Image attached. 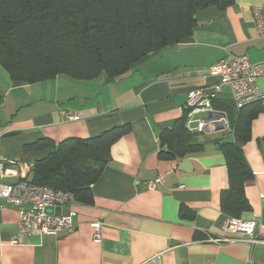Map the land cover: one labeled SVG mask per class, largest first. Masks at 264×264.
I'll return each instance as SVG.
<instances>
[{
	"label": "crops",
	"instance_id": "obj_1",
	"mask_svg": "<svg viewBox=\"0 0 264 264\" xmlns=\"http://www.w3.org/2000/svg\"><path fill=\"white\" fill-rule=\"evenodd\" d=\"M259 3L264 0H235L224 10H198L188 38L148 54L112 82L105 75L92 81L60 75L26 85L10 80L0 67V158L7 167L14 162L19 172L21 165L30 172L50 151L23 149L42 138L59 143L93 138L116 127L129 129L111 145L109 160L91 186L90 201L74 200L69 206L76 225L72 234L25 236L14 245L17 210L0 207V264H264V76L258 80L263 100L249 109L258 113L241 146L253 174L245 186L251 209L242 219L257 221L258 243L205 241L219 236L225 219L219 209V194L227 187L225 160L213 142L231 140L230 134L195 136L203 150L180 161L161 158L159 141L160 133L182 116L188 92L219 82L209 68L222 56L264 64V38L252 16ZM215 103L226 106L228 117L235 119L227 90ZM63 114L77 119L66 121ZM185 159L190 161L187 171H178ZM158 175L162 183L147 190L146 183ZM181 206L193 213L192 219L179 216ZM95 222L101 224L99 241L90 226Z\"/></svg>",
	"mask_w": 264,
	"mask_h": 264
},
{
	"label": "trees",
	"instance_id": "obj_2",
	"mask_svg": "<svg viewBox=\"0 0 264 264\" xmlns=\"http://www.w3.org/2000/svg\"><path fill=\"white\" fill-rule=\"evenodd\" d=\"M234 4L235 0H0V67L10 80L26 85L60 75L78 81L105 75L106 82H112L148 54L188 38L198 10H224ZM254 105L239 109L232 119L226 106L213 103L226 113L232 137L213 142L225 160L227 187L219 194V209L228 219H242L251 209L245 186L253 174L241 146L258 113L249 110ZM128 130L121 126L93 138L59 143L42 138L26 145L24 153L50 151L32 164L27 180L72 193L76 202H89L111 145ZM195 136L186 129L183 112L160 133V157L180 161L200 153L203 144L194 141ZM179 216L192 219L193 213L181 206Z\"/></svg>",
	"mask_w": 264,
	"mask_h": 264
},
{
	"label": "built area",
	"instance_id": "obj_3",
	"mask_svg": "<svg viewBox=\"0 0 264 264\" xmlns=\"http://www.w3.org/2000/svg\"><path fill=\"white\" fill-rule=\"evenodd\" d=\"M254 26L259 37L264 38V3L252 7ZM209 74L216 76L219 82L211 86L198 87L187 94L183 106L185 127L188 132L197 136L230 133L228 118L225 112L216 109L213 103L223 91L227 90L235 111L258 104L263 95L258 87V80L264 76V64L250 63L244 56L225 54L209 68ZM66 121L76 120L75 115L63 114ZM7 167L0 158V207L12 206L17 210V235L12 244L21 242L25 236L59 237L72 234L76 225L69 211L68 215L55 214V208H67L74 202L72 193L55 190L47 186L30 183L25 174L29 173L26 165H21L19 172L16 163L10 162ZM162 183V175L146 183V189L152 191ZM50 209L52 211H50ZM93 239L99 241L101 224L92 223ZM255 219L225 218L220 226L219 236H207L205 241L216 245L259 242L256 235Z\"/></svg>",
	"mask_w": 264,
	"mask_h": 264
},
{
	"label": "water",
	"instance_id": "obj_4",
	"mask_svg": "<svg viewBox=\"0 0 264 264\" xmlns=\"http://www.w3.org/2000/svg\"><path fill=\"white\" fill-rule=\"evenodd\" d=\"M189 165H190V161L188 159H185L178 164L177 169H178V171L185 172V171H187V168ZM50 211H52V210L50 209ZM53 212L55 214H61V215H68L69 214V210L67 208H55V209H53Z\"/></svg>",
	"mask_w": 264,
	"mask_h": 264
},
{
	"label": "rangeland",
	"instance_id": "obj_5",
	"mask_svg": "<svg viewBox=\"0 0 264 264\" xmlns=\"http://www.w3.org/2000/svg\"><path fill=\"white\" fill-rule=\"evenodd\" d=\"M229 134V133H228Z\"/></svg>",
	"mask_w": 264,
	"mask_h": 264
}]
</instances>
